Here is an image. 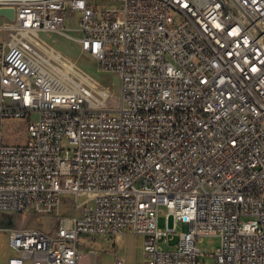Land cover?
<instances>
[{
  "label": "built area",
  "instance_id": "2783aa9c",
  "mask_svg": "<svg viewBox=\"0 0 264 264\" xmlns=\"http://www.w3.org/2000/svg\"><path fill=\"white\" fill-rule=\"evenodd\" d=\"M0 8L14 15H0V214L14 223L73 200L53 234L7 227L8 264H78L82 236L126 230L144 238L138 264H264V0ZM53 35L119 77L116 105L110 87L75 73ZM6 119L26 122L25 141L3 142ZM178 222L188 229L165 248ZM206 235L220 238L212 263L198 246Z\"/></svg>",
  "mask_w": 264,
  "mask_h": 264
},
{
  "label": "rangeland",
  "instance_id": "374dc122",
  "mask_svg": "<svg viewBox=\"0 0 264 264\" xmlns=\"http://www.w3.org/2000/svg\"><path fill=\"white\" fill-rule=\"evenodd\" d=\"M178 19V17H176ZM7 22L4 16H0V25ZM75 23V18L73 17L72 24ZM8 36L7 32L1 33V37ZM46 40L53 45L58 51L62 52L65 58L76 62L79 66V70L86 75H89L95 79L101 86L110 87L113 95L109 100L112 105L117 104V95L119 94V77L116 74L108 73L100 70L96 63V60L92 55L83 51L79 44L63 37L60 35H53ZM3 142L4 143H21L27 138V124L24 120L20 119H6L3 122ZM64 145L68 146V141H64ZM73 200L72 195L66 194L63 196V203L57 209H55L51 214H25L21 218L15 219L16 226H26V227H37L46 231L49 234H53L57 227V219L60 215H69L73 212ZM160 215L158 220V225L161 228H166V218L169 213V209L166 206H160ZM169 226L174 227V218L169 214ZM188 229L186 223L178 222L175 227V234L170 242L171 247L165 244V248L174 249L178 240L179 234ZM141 236V235H140ZM140 242H143V236H141ZM220 244V238L216 235H206L199 238L198 246L207 254L206 261L212 263V257L210 255L214 254L216 249ZM164 245V244H163ZM138 247L136 243L130 242L128 246L129 253H136L138 255Z\"/></svg>",
  "mask_w": 264,
  "mask_h": 264
},
{
  "label": "crops",
  "instance_id": "0c3cea01",
  "mask_svg": "<svg viewBox=\"0 0 264 264\" xmlns=\"http://www.w3.org/2000/svg\"><path fill=\"white\" fill-rule=\"evenodd\" d=\"M26 215H17L21 218ZM11 217L6 214H0V264H8V259L14 254V251L8 245L9 226H16L11 223ZM141 236L130 230L124 231L118 236L96 235L82 236L79 246L78 264H114L116 252L124 255L125 264H138L143 260V242H140ZM144 239V238H143ZM130 242L139 244L138 255L129 253L128 246Z\"/></svg>",
  "mask_w": 264,
  "mask_h": 264
},
{
  "label": "water",
  "instance_id": "95a60500",
  "mask_svg": "<svg viewBox=\"0 0 264 264\" xmlns=\"http://www.w3.org/2000/svg\"><path fill=\"white\" fill-rule=\"evenodd\" d=\"M0 15H6L9 18H13V10L8 8H0Z\"/></svg>",
  "mask_w": 264,
  "mask_h": 264
},
{
  "label": "bare ground",
  "instance_id": "6f19581e",
  "mask_svg": "<svg viewBox=\"0 0 264 264\" xmlns=\"http://www.w3.org/2000/svg\"><path fill=\"white\" fill-rule=\"evenodd\" d=\"M4 26H6V25H4ZM53 48L56 49L55 47H53ZM59 53L62 55V52L59 51ZM67 59H68V58H67ZM68 60L71 62V66H72L73 69L75 70V73H76L77 75L82 74V72L79 70V66L77 65V63L71 61L70 59H68Z\"/></svg>",
  "mask_w": 264,
  "mask_h": 264
}]
</instances>
